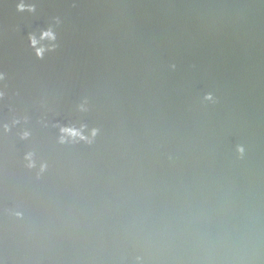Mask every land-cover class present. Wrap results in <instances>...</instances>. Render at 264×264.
I'll use <instances>...</instances> for the list:
<instances>
[{
    "label": "water",
    "instance_id": "obj_1",
    "mask_svg": "<svg viewBox=\"0 0 264 264\" xmlns=\"http://www.w3.org/2000/svg\"><path fill=\"white\" fill-rule=\"evenodd\" d=\"M0 264H264V0H0Z\"/></svg>",
    "mask_w": 264,
    "mask_h": 264
}]
</instances>
